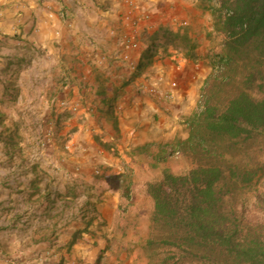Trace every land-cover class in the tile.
Listing matches in <instances>:
<instances>
[{"label":"crops","instance_id":"1","mask_svg":"<svg viewBox=\"0 0 264 264\" xmlns=\"http://www.w3.org/2000/svg\"><path fill=\"white\" fill-rule=\"evenodd\" d=\"M195 3L0 0V264H93L114 237L118 179L147 202L155 152L188 136L208 42L134 68L158 27L208 15ZM55 111L58 136L36 153L24 129L47 127Z\"/></svg>","mask_w":264,"mask_h":264},{"label":"trees","instance_id":"2","mask_svg":"<svg viewBox=\"0 0 264 264\" xmlns=\"http://www.w3.org/2000/svg\"><path fill=\"white\" fill-rule=\"evenodd\" d=\"M195 4L210 16L203 36L212 71L184 119L187 138L155 152L160 174L143 181L147 202L139 204L128 175L118 179L119 211L146 219L137 247L147 264H264V0ZM147 38L134 71L157 52L192 58L199 46L185 23ZM174 155L191 167L172 170Z\"/></svg>","mask_w":264,"mask_h":264},{"label":"rangeland","instance_id":"3","mask_svg":"<svg viewBox=\"0 0 264 264\" xmlns=\"http://www.w3.org/2000/svg\"><path fill=\"white\" fill-rule=\"evenodd\" d=\"M191 18V24H186L190 30L191 35L195 34L197 37H199L200 35L202 36L203 30L206 27L210 26V16L206 14L201 15L195 13ZM171 20L172 22L170 23V25L172 27H175L176 29L179 22H177V20L175 19ZM161 53L164 54L163 52ZM207 65L210 68L211 73V65L208 62ZM62 112L69 115L71 113L74 114L76 111ZM51 114L52 120L50 125H48L47 127L44 128L43 126H36L31 129H24L25 136L26 134H28L29 137H33L32 144L36 153H39L40 151L48 148L51 141H53V139L58 136V133L61 129L60 119L58 117L59 114L57 113V111L52 112ZM64 150L67 151V148H64ZM170 165L172 170H174L175 172H181L191 167L190 161H186L179 155L173 156ZM93 172L94 177L98 176L99 172ZM132 219L134 220V218L128 217L125 212H123V214L120 213L119 217H117L116 219H112L111 226H114V237L111 240L108 239V247L101 254H98V256H96L93 264H147V261L145 260L141 250L137 247L138 236L144 233V221H146V219L141 218L135 219L134 221H132ZM134 223L138 224L134 225ZM136 230L139 231V234L135 233Z\"/></svg>","mask_w":264,"mask_h":264},{"label":"built area","instance_id":"4","mask_svg":"<svg viewBox=\"0 0 264 264\" xmlns=\"http://www.w3.org/2000/svg\"><path fill=\"white\" fill-rule=\"evenodd\" d=\"M134 43H130V45H132ZM59 109H61L62 111H77L78 110V107L77 105H69L67 104L66 102L64 101H61L58 105Z\"/></svg>","mask_w":264,"mask_h":264}]
</instances>
